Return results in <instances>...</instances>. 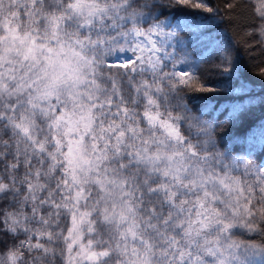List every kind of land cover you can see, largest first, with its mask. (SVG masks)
Masks as SVG:
<instances>
[{
  "label": "snow or ice",
  "instance_id": "1",
  "mask_svg": "<svg viewBox=\"0 0 264 264\" xmlns=\"http://www.w3.org/2000/svg\"><path fill=\"white\" fill-rule=\"evenodd\" d=\"M174 4L215 11L0 0V264H264V118L220 140L190 115L185 89L223 96L232 127L255 98H238L244 81L194 87L179 34L216 41L160 19ZM219 59L232 65L227 48Z\"/></svg>",
  "mask_w": 264,
  "mask_h": 264
},
{
  "label": "trees",
  "instance_id": "2",
  "mask_svg": "<svg viewBox=\"0 0 264 264\" xmlns=\"http://www.w3.org/2000/svg\"><path fill=\"white\" fill-rule=\"evenodd\" d=\"M204 3L215 11L209 13L203 9L174 4L160 19L175 17L202 22L206 32L211 33L216 41L209 49L207 44L202 45L198 38H193L194 34L190 31L185 30L179 34L191 53L190 59L195 61L193 67L196 68L198 80L194 81V87L203 85L223 90L226 85L236 87L241 81L249 85L251 91L246 95L240 94L238 98L247 100L251 96L255 99L241 113L238 127L225 122L227 111L221 112L217 117L216 109L224 101V97L218 92L184 90L190 115L217 124V138L227 140L233 132L245 133L264 118V104L259 101L260 97H264V74L261 73L264 69V39L259 32L254 31L264 21L255 15V4L249 0H204ZM229 4L233 7L229 8ZM225 48L230 50L233 57L231 66L220 62L219 56ZM226 68L227 72L224 71ZM57 264H60L59 260Z\"/></svg>",
  "mask_w": 264,
  "mask_h": 264
}]
</instances>
